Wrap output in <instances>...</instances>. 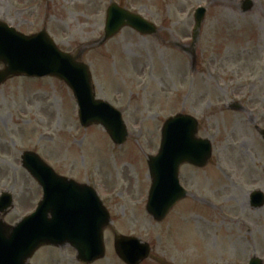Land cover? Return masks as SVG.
<instances>
[{
    "label": "rangeland",
    "instance_id": "1",
    "mask_svg": "<svg viewBox=\"0 0 264 264\" xmlns=\"http://www.w3.org/2000/svg\"><path fill=\"white\" fill-rule=\"evenodd\" d=\"M245 1L0 0V23L26 36L46 31L89 66L95 101L120 111L129 132L122 148L102 127H83L60 80L9 79L0 86V195L14 197L15 212L5 221L15 225L42 199L21 159L36 152L65 178L99 181L112 224L104 230L107 256L95 264H124L116 236L151 247L142 264L264 261V208L251 206V194L264 193V0H249L248 12ZM112 4L141 15L157 33L123 28L102 43ZM200 8L206 18L195 30ZM235 103L244 109L232 110ZM181 113L199 121L213 162L203 171L182 167L189 197L159 223L145 208L147 156L157 155L164 123ZM76 255L70 246L46 247L30 264H80Z\"/></svg>",
    "mask_w": 264,
    "mask_h": 264
},
{
    "label": "water",
    "instance_id": "2",
    "mask_svg": "<svg viewBox=\"0 0 264 264\" xmlns=\"http://www.w3.org/2000/svg\"><path fill=\"white\" fill-rule=\"evenodd\" d=\"M251 8L252 4L247 2L244 11ZM108 9L103 41L112 39L126 27L143 35L156 33L153 25L116 5ZM204 14V9L196 14L198 28ZM0 63L5 67L0 71V85L11 76H53L65 81L77 98L83 125L100 124L116 144L126 142L127 132L121 114L109 104L95 101L89 67L59 52L46 33L28 38L0 23ZM161 133L160 153L149 157L148 162L152 188L147 210L157 221H163L174 205L187 197L179 185L181 165L189 163L205 167L212 154L210 142L197 138L198 122L192 117L170 119ZM23 159L24 167L44 188L45 199L38 211L18 226L11 227L0 221V264H26L44 245L61 247L70 244L84 264L102 259L105 256L103 230L110 220L91 190L56 176L33 154L27 153ZM252 200L257 209L264 205L262 193H255ZM10 203L12 199L8 194L0 199L1 215L8 213ZM115 247L126 264H139L149 255L148 245L130 238L118 237ZM251 264L263 263L253 259Z\"/></svg>",
    "mask_w": 264,
    "mask_h": 264
},
{
    "label": "bare ground",
    "instance_id": "3",
    "mask_svg": "<svg viewBox=\"0 0 264 264\" xmlns=\"http://www.w3.org/2000/svg\"><path fill=\"white\" fill-rule=\"evenodd\" d=\"M225 3H227L226 1H225ZM231 222H236L235 220H230Z\"/></svg>",
    "mask_w": 264,
    "mask_h": 264
}]
</instances>
